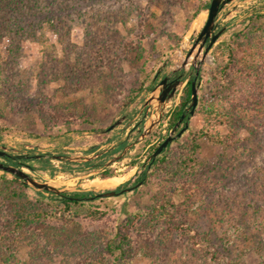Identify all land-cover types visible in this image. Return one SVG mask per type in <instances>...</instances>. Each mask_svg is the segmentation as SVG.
I'll return each mask as SVG.
<instances>
[{"label": "rangeland", "instance_id": "374dc122", "mask_svg": "<svg viewBox=\"0 0 264 264\" xmlns=\"http://www.w3.org/2000/svg\"><path fill=\"white\" fill-rule=\"evenodd\" d=\"M87 2L70 5L59 29L46 26L14 44L7 32L2 36L0 146L19 155V167L38 181L91 195L135 184L173 128L174 98L170 111L143 137L153 106L147 115L140 113L159 78L172 69L187 75L199 66V99L228 114L227 121L208 120L196 107L188 129L158 155L171 156L173 164L150 163L148 177L135 190L85 199L83 207L67 209L51 192L12 183L27 197L19 217L45 218L25 220L12 244L0 236V264H264V29L251 27L264 13V0L225 5L218 23L226 30L204 63H193V57L186 66V54L208 16L202 10L211 0ZM201 15L204 21L194 27ZM97 25L104 28L103 43L94 37ZM242 29L248 39L234 36ZM253 36L261 50L249 52L245 46ZM222 41L235 46L231 79L220 72L223 60L214 55ZM257 83L263 92L247 103V87ZM185 86L186 81L179 102ZM122 115L126 119L107 131ZM121 141L130 147L107 165L124 151L112 156ZM191 148L193 164L187 161ZM107 157L106 169L89 166ZM105 170L113 176L102 179ZM1 175L13 179L0 169ZM3 194L4 235L14 212ZM162 199L170 209L167 217L152 210ZM130 221L125 256L108 253L105 243Z\"/></svg>", "mask_w": 264, "mask_h": 264}, {"label": "trees", "instance_id": "16d2710c", "mask_svg": "<svg viewBox=\"0 0 264 264\" xmlns=\"http://www.w3.org/2000/svg\"><path fill=\"white\" fill-rule=\"evenodd\" d=\"M75 2H72V4H79L80 0H74ZM85 1V3H88L89 0H82ZM69 3V0H0V42H2V36L5 35L7 32L10 36L8 37L10 42L13 44L16 43L15 40H20L21 38H27L30 36H36L37 31L41 30L43 27L49 26L53 29H59L61 24L60 21L62 19V14L66 12V10L72 5ZM85 13H82L81 16H83ZM60 19V20H59ZM258 22H255L252 24V28L254 29H264V13L258 15ZM46 22V23H45ZM46 24V25H45ZM251 28V29H252ZM104 28L102 26L97 25L96 33L94 35L95 38H97L101 43H103L105 40L102 34L104 32ZM246 30H238V34H235L234 36L237 37L239 35L244 34V36L247 38L246 34L244 33ZM264 31V30H263ZM108 38V37H107ZM252 39H255L253 42L248 43L245 48L248 49L249 52H253L256 50H261L259 45L261 44L259 40H257L254 36ZM9 42V43H10ZM259 42V44H258ZM92 44H90L91 46ZM215 57L220 60L222 59L221 63H223L220 66V72L225 75V78H230V71L234 70L235 63L233 62L234 56H235V46H233V43H229L227 41L220 42L216 49L214 50ZM229 75V77H228ZM224 82V81H223ZM259 82V81H258ZM248 91L245 93L246 95V101L247 103H251V98H257L261 96L263 89L261 84L257 83L256 85H248L247 87ZM250 96V98L248 97ZM134 101V98L131 99L130 102ZM191 101V82H188V85L184 91V94L181 97V100L179 102V105L177 106V109L174 112L173 118H172V126H174L181 116V114L184 112L185 106ZM199 110L204 111L206 117L208 120H211L213 117L216 119V122L218 124L226 123L228 117V114L222 113L216 109V107L210 103H206L205 101H202L199 99L198 106ZM144 119L142 120L143 123ZM141 123V124H142ZM206 134V133H204ZM212 137V136H209ZM221 139V138H220ZM215 140V139H214ZM190 146L193 145L192 140L190 141ZM220 142H223L220 140ZM172 143V142H171ZM171 143L168 145V147L171 145ZM125 144H127V141H121L119 147H123ZM194 146L197 147V144L194 143ZM193 146V147H194ZM118 147V148H119ZM167 148L163 150L165 152ZM194 150L193 148L190 149V155L187 158V161H190L191 164L194 162ZM171 156L166 155L163 159H159L157 157L155 160L152 161L153 164H156L157 168H163L166 163L173 164L174 162H170L169 160ZM9 160L12 162V164L18 165L20 162L19 155H12ZM145 167L141 177L137 179L138 181H145V179L148 177V165ZM30 167L34 168L33 165H30ZM48 168V167H44ZM192 168V167H190ZM102 179L108 178L110 176H113V173L111 171L105 170L101 173ZM12 183H15L17 185H21L23 187H26L27 184L19 179L16 176H13V179H7L6 175L0 176V194L4 193L2 195V199L4 202H7L8 208L12 210L13 217L10 219L9 223L7 224V230L6 233L3 235L2 231H0V236H2L1 239L7 240L10 244H12L14 241H16L17 234L22 232V229L24 228L25 220L29 219H38L43 220L45 217H19L18 212L22 210L26 205L24 204L25 199L27 197H24V195L19 194L17 192L16 186H12ZM4 187V188H3ZM119 190V189H118ZM193 190V189H190ZM24 194V193H23ZM53 198L60 199V202L64 204V206L67 209H70L71 207H83L85 203L87 202L84 198L87 195H91V191H72V192H64L61 195H57L55 193H52ZM25 198V199H23ZM171 202V200L169 201ZM172 204V202H171ZM153 211L156 210L159 215H164L167 217V212L170 210L168 209L167 203L165 202V199L159 200L157 205L155 204ZM98 212V211H94ZM40 214V213H38ZM14 216L16 219H14ZM41 216V215H40ZM130 224H132V221L129 223H126L125 229L119 227L115 236L111 239H108V241L105 243L106 245V251L110 254H114L115 251H120V255L123 257L126 254V250L124 248L125 243H127L128 237H129V231H130ZM226 250L229 251V248L226 247Z\"/></svg>", "mask_w": 264, "mask_h": 264}, {"label": "water", "instance_id": "95a60500", "mask_svg": "<svg viewBox=\"0 0 264 264\" xmlns=\"http://www.w3.org/2000/svg\"><path fill=\"white\" fill-rule=\"evenodd\" d=\"M234 0H211L210 5L203 9L202 12L208 11V16L206 21L204 22L203 26L201 27L200 31H197L196 38L194 39L192 47L188 50L186 54V58L183 62V66H186L189 63V59L194 53V51L197 49L194 58H193V63H204L206 57L208 56L210 50L212 47L216 44L218 41L219 37L224 33L226 30L227 26H222L219 28V15L220 11L225 7V5L229 4ZM201 56V57H200ZM181 71V69H172L170 72H177ZM200 73V67H196V75ZM159 74V73H158ZM177 77L175 80L172 82H169V76L166 75L163 77L157 86L154 88L152 95L146 99V101L143 103V106L140 110V113L145 110V115L148 114L146 111V108L148 106H153V111L150 113V119L148 125L146 124L145 129L143 130L142 137L146 136L147 134L150 133V131L154 128V126L157 124V122L160 120L164 112L166 111V107L169 105H172V100L174 98V95L176 93L177 87L181 81V78ZM199 86H200V81H193L191 85V101L187 107V111H189V116L185 120V125L182 127L177 134H174V132L177 130V128L180 126V124L183 122V120L186 118L187 114L183 112L180 116V118L177 120L176 124L173 126L171 129L169 135L156 147V149L151 153V155L148 158V163H152L153 160H155L159 154L162 153V151L168 147V145L176 139V137L181 136L189 127V120L190 118L195 114L196 107L199 102ZM181 95V91L178 93V97L175 100L179 99ZM154 100L157 101V103H154ZM138 103V102H137ZM177 104V103H175ZM139 113V114H140ZM139 116V115H138ZM137 116V117H138ZM126 115H122L119 119L115 120L111 125L107 127V131L112 130L119 124H121L125 119ZM136 117V118H137ZM143 120V119H142ZM143 129V128H142ZM120 144V143H119ZM130 147L127 146L124 151L120 154L112 158L111 160L108 161L107 165L110 164L113 161H116L123 157L125 154L126 150ZM103 153V152H102ZM102 153H97V155H101ZM12 155L8 152V148L6 146H0V157H5V158H10ZM57 157H60L61 159H72L70 155H57ZM94 157H80L78 160H84V161H89L93 159ZM146 166V164H145ZM0 169L3 170L5 173H10L12 176H16L19 179L23 180L26 184H30L40 190H44L47 192H52L57 195H61L64 192H72L76 190L72 189H60L56 187L53 184H50L48 182H41L36 180L32 175H30L28 172L24 171L21 167L18 165L12 164V163H7L4 161H0ZM104 169V168H103ZM97 171H100L98 169ZM95 171V172H97ZM93 174V173H91ZM143 184V181H138L133 185L124 187L120 190L117 189H110L106 191H101L97 192L93 195L85 196L84 198L86 199H94L96 197H107V196H115L124 192L132 191L138 188L140 185Z\"/></svg>", "mask_w": 264, "mask_h": 264}, {"label": "flooded vegetation", "instance_id": "af4514ba", "mask_svg": "<svg viewBox=\"0 0 264 264\" xmlns=\"http://www.w3.org/2000/svg\"><path fill=\"white\" fill-rule=\"evenodd\" d=\"M166 75H168L169 76V82H172L173 80H175L177 77H180V76H182L180 79H181V81H180V83H179V85H178V87H177V90H176V93H175V95H174V98H175V100L177 99V97H178V93H179V91H180V86L182 85V83H184L185 81H186V86L185 87H187V85H188V82L190 81L191 82V85H192V82L193 81H199V78H200V74H198V75H196V69L195 70H193V72H189L187 75H185L184 74V72L183 71H177V72H169V73H167V74H163L160 78H159V80H158V83H159V81L163 78V77H165ZM177 105H176V107L179 105V99L177 100ZM190 103V102H189ZM189 103L185 106V108H184V112L187 114V116H186V118L183 120V122L180 124V126L177 128V130L174 132V134H177L178 133V131L182 128V127H184V125H185V120L187 119V117L189 116V111H187V107H188V105H189ZM180 118V117H179ZM183 135V134H182ZM181 135V136H182ZM178 137H180V136H178ZM178 137H176V138H178ZM175 140V139H174ZM125 146H126V144L123 146V147H119V148H116L115 149V151L113 152V154H112V156H115L116 154H118V153H120L121 151H122V149H124L125 148ZM97 149V147H93L92 148V150L93 151H95ZM1 158V157H0ZM108 158H110V157H107V158H105V159H103L102 160V162L101 163H99V164H96V163H90L89 164V166L91 167V169H96V168H100V167H103L104 169H106L107 167L106 166H104V164L106 163V161L108 160ZM7 159H9V158H7Z\"/></svg>", "mask_w": 264, "mask_h": 264}, {"label": "bare ground", "instance_id": "6f19581e", "mask_svg": "<svg viewBox=\"0 0 264 264\" xmlns=\"http://www.w3.org/2000/svg\"><path fill=\"white\" fill-rule=\"evenodd\" d=\"M204 18H205V16H199L198 18H197V20L194 22V27H197V26H199L203 21H204ZM196 51H197V49L194 51V53L192 54V56L190 57V59H192L193 57H194V54L196 53ZM102 182H106V180H104V181H102ZM92 184H94V185H98V183L96 182V183H92Z\"/></svg>", "mask_w": 264, "mask_h": 264}, {"label": "built area", "instance_id": "2783aa9c", "mask_svg": "<svg viewBox=\"0 0 264 264\" xmlns=\"http://www.w3.org/2000/svg\"><path fill=\"white\" fill-rule=\"evenodd\" d=\"M174 100H175V98H174ZM170 106V105H169ZM169 106H167L166 108V112H169L170 110H169ZM170 116V115H169ZM169 118V117H168ZM167 124H168V119H166L165 121H164V123H163V127H165V126H167ZM165 131V130H164Z\"/></svg>", "mask_w": 264, "mask_h": 264}, {"label": "crops", "instance_id": "0c3cea01", "mask_svg": "<svg viewBox=\"0 0 264 264\" xmlns=\"http://www.w3.org/2000/svg\"><path fill=\"white\" fill-rule=\"evenodd\" d=\"M64 147H66V146H64Z\"/></svg>", "mask_w": 264, "mask_h": 264}]
</instances>
